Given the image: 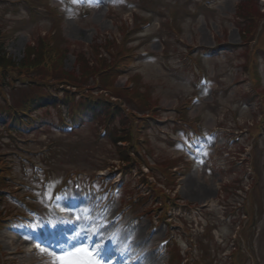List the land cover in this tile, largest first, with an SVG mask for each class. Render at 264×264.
Listing matches in <instances>:
<instances>
[{
    "label": "rangeland",
    "instance_id": "rangeland-1",
    "mask_svg": "<svg viewBox=\"0 0 264 264\" xmlns=\"http://www.w3.org/2000/svg\"><path fill=\"white\" fill-rule=\"evenodd\" d=\"M134 1L138 0H87L85 4H81L79 0H0V32L5 37V51L17 63L23 60L27 48L32 46L30 43L32 40L56 32L55 44L66 50L64 57L56 59L57 66L63 67L68 72H82L81 68H85V60L89 61L87 53L91 44L100 47L104 39L107 42L112 39L120 40L117 27L121 19L131 21V13L123 11L129 2ZM147 1L153 5L151 10L156 15H146L150 23L136 35L139 40L135 45L139 47H136L129 68L140 59L137 65L138 72L131 79L136 81L135 88L142 98L148 97L150 103L159 105L160 117L151 122L146 130V137H150L147 139L151 164L161 156L167 158L183 156L190 163L188 170H180L177 189L173 194L179 199L178 208L182 209L181 216L177 214L179 213L177 210H172L169 224L156 225L154 222L156 218L152 219V215L138 218L126 206L123 210L120 204L122 195L118 194L117 199L105 197L91 187L88 188L89 190L80 187L79 190V193L87 195L88 199L86 197L83 200L78 199V205L69 208L63 205L68 201V197L73 195L72 183L77 181L75 176L72 181L66 182L71 183L69 186L66 184L57 193L55 188L63 182L65 174H83L79 179L88 181V177L95 176L99 170L106 169L109 165H114L116 168L119 163L115 160L117 158L113 154L111 142L102 136L98 137L102 140H97L95 129L90 124V115L85 116L83 127L73 135L64 134L65 130L57 127L55 132L52 128L45 129V133L40 134L41 136L36 134V139H32L36 128L33 124L28 131L29 136L24 138L35 141L24 143L21 146L22 151H16L15 147L8 149L5 137L13 134H9L0 126V153L3 154L1 159L4 161L9 157L10 160L7 165L9 171L2 174H9L5 177L9 183L0 185L3 189L0 193L5 195L0 209H6L7 214L4 218L8 221L16 218L17 214L25 212V205L32 206L31 212L34 214L29 215V220L23 224L28 230H32L31 232L27 230L22 235L19 226H15L12 231L0 229V264H101L92 255L94 249L90 248L89 244L91 236L97 237L102 247L110 237H113V246L116 245L118 249L125 246H130V249L135 243L137 248L129 251L131 255L147 245V249H151L152 245H157L161 240L172 238L177 240L181 258L188 264L190 258L196 254V251L193 252L190 248L195 236L192 230L195 231L199 215L204 226L207 225L208 220L216 224L218 230L213 233L218 243L221 238L230 239L231 229L221 223L224 214L222 206L223 203L234 206L235 201L240 204L241 211L246 206L250 211L256 212L255 226L250 229L251 231L247 229L245 230L247 233L237 235L241 249L249 250V256L248 253L244 255L246 258H243L244 263L252 264L249 260H253V264H264V184L258 186L255 191L251 189V194H261L263 197L257 201L258 197L254 195L255 205L253 201L248 200L245 192L238 198L229 194L228 200L224 197L228 193L220 189L233 178L230 172L236 170L228 163L231 158L224 154L226 142H232L231 140L237 136L235 122L240 126L248 125L253 119L252 116L259 114L254 111L256 103L247 105L242 103L241 98L243 93L250 92L252 88L249 73L240 66L244 49L248 47L252 52L250 49L252 43L242 45L244 42L239 30L242 24L237 21L236 16L237 4L245 0ZM257 2L253 0V4L249 5L254 17L255 8L264 11V0ZM158 15L161 18H158ZM162 24L173 25L175 31L166 29L167 33H162L160 36L158 31L162 30ZM258 24H261L260 30H263L264 19ZM261 39L264 49V32ZM111 46L113 47V43ZM169 49L173 51L165 55ZM180 52L194 57L196 68L190 62L186 64L187 59L182 57ZM258 54L260 55V51ZM258 54L253 52V57L258 59ZM137 56L139 59L136 58ZM260 57L258 65L254 62V67L259 72V79L261 78L260 88L264 89V60H262L264 58L261 55ZM88 65L92 66V63L89 62ZM128 76L117 77L115 85L123 88ZM202 77H207L204 85L201 82ZM9 89L11 87H2L0 103L7 98L10 102L21 98L20 90L11 92ZM196 94L199 96L198 101L197 98H193ZM124 99L127 100L126 97ZM131 99L126 103L128 109L146 110ZM15 105L20 106V103ZM180 106L183 108L186 106L189 119L197 121L195 124L197 140L191 128H183L187 124L182 128L176 126V111ZM59 110L60 108H50L46 114L42 111L41 113L45 116L46 122L51 123L59 120ZM188 117L185 119L187 120ZM121 123L118 117L113 121V126L119 127ZM262 138L257 154L264 162V152H262L264 136ZM51 139L57 141L56 147L60 151L54 155L47 154L48 163H45L37 155L48 152L49 147L44 143ZM243 139L245 137H241L239 142H234L240 145ZM245 143V146H249L251 141ZM186 147L190 148L191 153L186 151ZM142 153L145 151L139 150V154ZM21 158H25L24 162ZM158 161L161 163L160 159ZM37 164H43L50 176L43 182L32 181L35 178L34 166ZM134 166L131 176L119 178L118 175L114 181V184L119 182L116 183L119 185L125 182L124 196L136 197L137 193L148 192L150 183L157 180V174L162 179L158 170H155L153 175L147 174L144 165L140 163ZM122 168L120 165V169ZM40 176L43 178V175ZM80 185H83L82 180ZM157 186L162 188L160 185ZM137 189L141 190L137 191ZM51 205H54L60 214L55 215L51 211ZM189 205L192 206V210L187 213L185 208ZM253 207L256 210H253ZM43 211H47V216ZM118 213L120 216L112 222L113 216ZM175 214L177 216L174 219ZM72 216L76 219V229L68 236L76 241V245L73 251L59 255L55 260V257L48 254L46 247L37 242L34 235L40 237L41 230L45 234L49 225H52L53 230L61 224L66 226L67 219ZM153 226H157L156 232H152ZM89 230L93 235L88 234ZM218 232L221 237L218 238L219 240L216 238ZM210 236L205 234L197 238V241L205 247L204 251H201L202 246L200 247V259L209 261L216 258L222 264L224 263L222 257H218L216 253L213 257L210 251L211 247L217 250ZM166 259L167 257H161L156 253H147L142 264H166ZM243 259H240L241 264Z\"/></svg>",
    "mask_w": 264,
    "mask_h": 264
},
{
    "label": "trees",
    "instance_id": "trees-1",
    "mask_svg": "<svg viewBox=\"0 0 264 264\" xmlns=\"http://www.w3.org/2000/svg\"><path fill=\"white\" fill-rule=\"evenodd\" d=\"M249 5L246 4V8L243 10L242 18L247 20L246 30H241L242 33H250V30L254 27L256 16L254 17L252 12L249 10ZM3 35L0 32V41ZM62 52L60 49L55 47V44L52 45L51 40L44 39L42 37L37 39V42L32 46H29L24 53V58L19 63L12 61L10 57H7L6 52L3 48V45L0 42V79L8 80L13 78H22L28 79V85L25 88L26 90H38L43 87L44 84L51 81V83H56L57 85H67L76 87L78 90H82L85 86L83 85L86 80H95L97 76L99 80L100 87L104 90L111 91L113 95L119 97V94L116 93V89L113 90V76L115 73H119L120 65L118 61H110L109 59H102L99 57V52L96 53V63L89 66V61L84 62L85 68H81L82 72L80 74L74 73V71H66L63 67H59L56 64L57 58H62ZM110 57V56H109ZM88 65V66H87ZM90 67V68H89ZM80 69V68H79ZM88 69V70H87ZM83 75L85 77H83ZM83 77V79H82ZM91 77V78H87ZM82 79V80H81ZM137 92V90H136ZM124 95L129 97H135V99L140 102L141 105H144L146 108H150L151 104L147 101L141 100L144 99L141 97L140 93H134L132 91L122 92ZM25 97V95H24ZM25 101H22L21 104H25ZM101 108H104L107 115H109L110 106L106 101H102L99 105L100 114L103 112ZM1 111V110H0ZM118 115H121V112L116 110ZM129 121L125 122V119L122 116V125L119 128L114 127L113 132L110 137L114 139L112 141L115 152L124 163L128 164V167L133 165L134 159L130 156L128 148H123L117 145V142H127L129 146L134 147L135 141V132L131 127H127ZM174 162L168 163V165H174ZM163 194V192H160Z\"/></svg>",
    "mask_w": 264,
    "mask_h": 264
}]
</instances>
